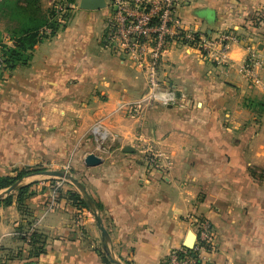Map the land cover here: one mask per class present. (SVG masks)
<instances>
[{
  "label": "crops",
  "instance_id": "obj_1",
  "mask_svg": "<svg viewBox=\"0 0 264 264\" xmlns=\"http://www.w3.org/2000/svg\"><path fill=\"white\" fill-rule=\"evenodd\" d=\"M251 9L264 12V0L179 3L185 27L210 36L230 30L242 40L231 44L227 65L170 44L159 73L180 99L149 108L140 120L116 107L143 93L144 77L104 48L102 35L84 53L65 46L59 31L43 38L25 63L0 72V174L74 156L82 178L74 175L94 199L110 248L124 264H163L192 232L188 215L205 217L213 230L215 249L198 264H264V110L255 111L256 102L264 104V88L238 71L246 40L264 55V15ZM257 72L264 78V64ZM97 119L114 136L105 152L87 136ZM127 145L133 151H123ZM149 147L168 164L148 169L142 157ZM90 152L102 162L85 165ZM36 176L22 178L30 216L20 214L15 196L0 203V264H108L88 209L68 194L77 190ZM29 220L28 230L44 238L38 255L30 253L28 230L18 228Z\"/></svg>",
  "mask_w": 264,
  "mask_h": 264
},
{
  "label": "built area",
  "instance_id": "obj_2",
  "mask_svg": "<svg viewBox=\"0 0 264 264\" xmlns=\"http://www.w3.org/2000/svg\"><path fill=\"white\" fill-rule=\"evenodd\" d=\"M186 0H105V6L111 11L105 19L102 33V45L124 59L129 60L138 69L145 82V90L133 99H120L117 110L123 111L130 118L142 119L146 111L156 104L174 105L179 101L178 90L162 81L159 62L170 44L179 43L184 48H194L202 56L219 65L230 61L229 50L234 42L242 38L234 31H223L214 36L202 33L192 27H185L177 17V6ZM73 4L68 0H49L52 12L50 20L64 23L66 12ZM51 25L42 27L40 33L45 37L51 35ZM245 43V57L238 65L239 73L255 85L264 88V78L258 76V69L264 64V55L250 41ZM2 44L11 45L10 39H3ZM4 69L3 55L0 47V72ZM89 133L94 141V148L105 152V142L112 134L102 119L95 120ZM142 160L148 169L168 164L167 157L151 147L143 151ZM56 182L54 187H59ZM188 225L192 227L194 239L192 246H180L170 250L165 264H198L215 249L212 227L205 217L187 216ZM33 230L31 227L27 235ZM193 251V255L188 251ZM180 253V254H179Z\"/></svg>",
  "mask_w": 264,
  "mask_h": 264
},
{
  "label": "trees",
  "instance_id": "obj_3",
  "mask_svg": "<svg viewBox=\"0 0 264 264\" xmlns=\"http://www.w3.org/2000/svg\"><path fill=\"white\" fill-rule=\"evenodd\" d=\"M7 7L8 13L12 18H17V26L13 31L10 40L12 41L11 45L0 44L4 69H12L18 63H25L29 58L28 50L38 43L43 38H46L40 33L42 27L46 25H51L53 30L59 29V24L50 20L52 17V12L48 6L45 14L40 12L39 0H4ZM69 2H74V0H68ZM251 14H258L260 17H263L264 12L257 9H251ZM257 25V23H254ZM56 34V31H52L50 36ZM251 106V105H250ZM255 106L257 107V112L260 114L264 110V104L261 102H256ZM253 107V105H252ZM42 170L41 167L35 168H21L15 169L13 174L0 175V190L6 188L13 184L16 180L23 178L24 176L32 173H36ZM29 184L19 186L14 193H10L4 198L0 199V203L9 204L12 201V197L15 196L16 206L20 214L30 216V212L27 209L25 200L28 192ZM69 196L73 199V202L77 206L86 207L85 202L81 198L80 194L77 191L68 192ZM97 206V205H96ZM32 220L26 222L25 226L18 227L22 232H26L28 227H30ZM28 232V231H27ZM28 246H30V253L33 255H38L43 251V242L44 238L37 231L32 230L28 235ZM24 239L26 236H22ZM188 254L193 255V251L187 250ZM180 254V253H179ZM103 260L110 264L105 254L101 251ZM129 264V263H127ZM165 264V262L163 263Z\"/></svg>",
  "mask_w": 264,
  "mask_h": 264
},
{
  "label": "rangeland",
  "instance_id": "obj_4",
  "mask_svg": "<svg viewBox=\"0 0 264 264\" xmlns=\"http://www.w3.org/2000/svg\"><path fill=\"white\" fill-rule=\"evenodd\" d=\"M78 1L79 0H74V2H72L73 6L69 11L66 12V16L64 17L65 21L64 23H61V26L59 27L58 31L60 33V37L62 36L60 39L65 40L64 43L65 46L69 47V45H72L73 47H76V51H78V53L81 52L84 53L85 51H89L93 49L95 45L99 44L103 32L102 24L104 23L111 9L109 6H105L97 10H87L83 8H78ZM39 6H40L39 7L40 12H44L45 14L47 7H43L41 0H39ZM17 21H18L17 18L16 19L12 18L9 15L8 7L5 1L0 0V44H2L1 41H3V39H10L14 29L17 26ZM125 115L128 116L127 114ZM87 136L91 138V140L93 141V138L91 137L89 131ZM112 137H114L113 134ZM108 141L109 140H107L104 145H107ZM73 162H74V156L64 159L59 158L45 165H34L31 168L41 167L42 169H65L68 172L72 173L73 175L78 174L82 178V175L79 172H77ZM36 175H37L36 177H39V179L49 181V183L53 185L56 182L58 183L61 182L60 184H62L63 181H66L64 179H60L56 177H50L40 174H36ZM70 185L74 187L73 184L70 183ZM90 215L93 218L91 213Z\"/></svg>",
  "mask_w": 264,
  "mask_h": 264
},
{
  "label": "water",
  "instance_id": "obj_5",
  "mask_svg": "<svg viewBox=\"0 0 264 264\" xmlns=\"http://www.w3.org/2000/svg\"><path fill=\"white\" fill-rule=\"evenodd\" d=\"M103 7H105V0H79L78 1V8H83L87 10H97ZM122 150L123 151H133V148L127 145L123 147ZM83 162L87 166H95V165L100 164L102 162V159L95 153L90 152L85 155ZM36 174L64 179L74 185V187L80 194L81 198L85 202L86 207L89 209L90 213L93 216L95 226L97 230L99 231L100 245L108 261L111 264H124L113 254L110 248V245H109V235H108L106 228L103 225L100 212L98 211L94 199L91 197V195L87 191L84 184L76 176H74L72 173L68 172L65 169H42L36 172ZM21 185H22V178L16 180L10 186L1 189L0 199L14 192ZM193 239H194V234L191 231H189L182 245L187 248L191 247L193 243ZM27 264H32V263H27Z\"/></svg>",
  "mask_w": 264,
  "mask_h": 264
}]
</instances>
